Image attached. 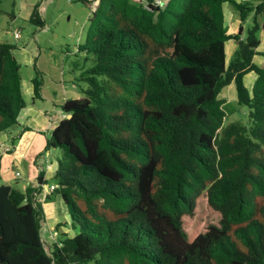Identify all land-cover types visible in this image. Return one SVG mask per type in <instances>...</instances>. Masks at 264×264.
Wrapping results in <instances>:
<instances>
[{
  "label": "trees",
  "instance_id": "trees-1",
  "mask_svg": "<svg viewBox=\"0 0 264 264\" xmlns=\"http://www.w3.org/2000/svg\"><path fill=\"white\" fill-rule=\"evenodd\" d=\"M75 1L93 3L78 47L92 62L79 76L87 87L59 106L66 116L46 139L42 153L62 150L53 188L44 195L39 165L37 185L0 183V264H264V63L254 60H264V0ZM27 20L46 26L39 2ZM16 48L0 42V135L17 129L26 104ZM33 67V98H43ZM231 83L247 123L223 124L219 93ZM52 193L74 232L57 221L49 247L39 197Z\"/></svg>",
  "mask_w": 264,
  "mask_h": 264
},
{
  "label": "rangeland",
  "instance_id": "rangeland-1",
  "mask_svg": "<svg viewBox=\"0 0 264 264\" xmlns=\"http://www.w3.org/2000/svg\"><path fill=\"white\" fill-rule=\"evenodd\" d=\"M35 3H40L41 14L46 21V26L44 28L38 29L34 25L28 22L27 16H18V6L17 0H0V42H11L17 46V51L15 56L19 59L21 56L20 52L25 56L23 62L20 61V74L22 79L25 81L34 76L33 60L37 54L36 45L42 50V53L47 51L48 55L45 57L46 61V80L51 76L52 80L54 75H63L65 73V78L69 73L73 75V81L75 82L76 95L82 94V89L87 87V83L79 79L80 73L83 68H88L92 62L91 60H86V54L79 51V45L84 44L86 31L89 27L88 17L91 14L93 3L89 5L75 1V0H33ZM140 1V0H137ZM160 1V0H156ZM243 1V0H241ZM253 5H256L261 0H246ZM167 0L162 1L165 4ZM228 11H235L234 7L228 2L225 6ZM225 11V8H224ZM14 14L15 19L12 20L11 14ZM237 14V13H236ZM252 24V18L246 19L243 24L242 38L246 36L247 28ZM230 25V24H229ZM227 30H230V26ZM14 32L19 33V38H14ZM264 33V31H263ZM257 37L261 39V45L259 46V51H264V42H262L264 34L260 35V31H257ZM236 48V43L231 40L225 43V53L226 60L229 61L233 52ZM34 48V51H30ZM15 49V50H16ZM65 53L66 55H64ZM19 54V57H18ZM31 57V58H30ZM60 57L62 60L58 63ZM21 59V57H20ZM257 63L263 64L264 60L257 55ZM59 65V67H58ZM37 66V64H36ZM254 73L250 72L244 76L243 82L246 88L250 89V79L253 77ZM232 90V94L229 91ZM227 93L229 96L227 95ZM48 94L51 96H57L53 93V87L48 90ZM219 97L225 102L223 104V109L226 111L227 116L224 118L223 124L226 125L233 121H239L242 123L248 122V109L244 105L237 103L235 89L232 85H227L223 87L219 93ZM37 103L41 104L43 101L36 100ZM53 119L55 115L52 114ZM49 137V135H48ZM23 139L16 138L14 140L15 153L13 154V160L15 163L22 164L26 163V157L29 154L26 152L27 144ZM9 142L10 139L8 138ZM1 147V144H0ZM14 152V150H13ZM46 154V153H45ZM49 155V156H48ZM45 157L49 160L48 162L53 165L57 164V159L62 157V150L60 148H51L50 153L46 154ZM36 161L41 166L45 165L43 158H37ZM49 165V163L47 164ZM46 165V166H47ZM1 166V163H0ZM47 169V168H46ZM54 170H47V173L53 172ZM13 174V169L11 165L8 170L0 169V183L9 182L13 186L18 188H23V182L26 181L21 177H10L6 180L8 176ZM47 179L49 185L53 182L52 178L48 175ZM48 186V185H47ZM46 187V186H44ZM45 209L46 215H48V221L43 223L41 227V235L46 241L49 247L52 246L54 240L57 237V230L52 223V221H61V229L68 231V233H73L74 230L71 227V216L67 212L68 207L63 202L60 201V197L56 193L50 194L49 197L44 198L43 195L39 197ZM51 204L53 205L51 209ZM208 218L213 219L214 216L207 215ZM63 236L59 232L58 238ZM75 264V263H71Z\"/></svg>",
  "mask_w": 264,
  "mask_h": 264
},
{
  "label": "crops",
  "instance_id": "crops-1",
  "mask_svg": "<svg viewBox=\"0 0 264 264\" xmlns=\"http://www.w3.org/2000/svg\"><path fill=\"white\" fill-rule=\"evenodd\" d=\"M161 2L164 0H160ZM168 1V0H167ZM241 1V0H236ZM17 6H18V16L23 15L24 17L27 16V19L29 17V14L32 10L33 5L35 2L33 0H17ZM226 3V2H225ZM225 3L223 4V14H224V25L226 27V30L230 26V30H227V33H235L238 30V27L240 25V20L238 14L232 11H228L225 6ZM166 4V3H165ZM225 8V11H224ZM12 20L15 19L14 14H11ZM263 18V14H260L257 19L261 21ZM230 24V25H229ZM264 30H260V35H263ZM231 41V40H230ZM262 42H264V37ZM261 45V39L259 42V45L257 47V50L259 46ZM233 47H231L232 50ZM17 49L15 50L16 53ZM30 51H34V48H31ZM37 54L33 60L35 62V65L37 64V68L43 73V86H42V94L43 98H33V85L31 82L32 76L30 78L26 79L25 81L21 77V90L25 99V107L23 109V113L21 114L20 118V125L17 127V129L12 130L9 133H5L0 135V169L8 170L10 165L13 169V174L11 176H8L6 180H9L10 177H21L23 178L25 182H23V188L27 185H37V174H38V168L39 165L36 161V156L38 158H43L45 165L41 164V168H43L45 171L44 177L47 178L49 175L52 176L53 172L47 173V170H55L57 164L53 165L52 163L48 162L49 160L45 157V155L50 153V150L46 151L45 153H42L44 151V146L46 143V139L48 135H50L51 131L55 128L57 123L66 116L65 113L61 111L59 106L67 99L69 98H76L80 96L79 94L76 95L75 91V84L73 83V75L71 73L68 74V76L65 78V73L63 72V75H54L52 76L54 80H52L51 76L48 77L46 80V61L45 56L48 55L47 51L45 53H42V50L39 48L38 45H36ZM259 51V50H258ZM21 54V59L19 57V62H23V59L25 56L22 54L21 51H19ZM233 52L229 51V53ZM263 52V51H259ZM66 55L65 53H63ZM49 56V55H48ZM257 57V56H256ZM256 57L254 58L255 62H257ZM260 57V56H259ZM31 58V57H30ZM262 58V57H261ZM263 59V58H262ZM62 60L60 57L58 63ZM259 64V63H258ZM59 67V65H58ZM250 73V72H248ZM246 73V74H248ZM254 73V72H253ZM245 74V75H246ZM244 75V76H245ZM256 78V75L254 73L253 77L250 79V88ZM244 79V77H243ZM233 85V83L229 84ZM227 86V85H226ZM53 87V93L57 96H51L48 94V90ZM230 94H232V90L229 91ZM227 95H229L227 93ZM232 97V95H229ZM220 98V97H219ZM36 100H41L43 103L39 104ZM52 114L55 115V118L53 119ZM22 129V132L18 139L25 138V142L27 144L26 152L28 151V155L26 157V163L22 164L20 161L18 163H15L13 160V154L15 153V146L12 141L13 136L18 134V130ZM10 139V142L8 140ZM8 149H11V152L7 153ZM14 150V152H13ZM49 156V155H48ZM49 163V165H47ZM47 165V166H46ZM47 168V169H46ZM8 182V181H7ZM9 183V182H8ZM54 183V182H51ZM45 189V187H44ZM61 201V200H60ZM53 205L51 204V209ZM47 221H48V215H46ZM54 227L56 222L52 221Z\"/></svg>",
  "mask_w": 264,
  "mask_h": 264
},
{
  "label": "built area",
  "instance_id": "built-area-1",
  "mask_svg": "<svg viewBox=\"0 0 264 264\" xmlns=\"http://www.w3.org/2000/svg\"><path fill=\"white\" fill-rule=\"evenodd\" d=\"M155 3L157 4V5H160V6H164L165 4H162V2L161 1H156L155 0ZM14 38H19V33L18 32H14ZM53 184H51V185H49V186H47L46 185V187H45V189H44V195L46 194V193H48L52 188H53Z\"/></svg>",
  "mask_w": 264,
  "mask_h": 264
},
{
  "label": "water",
  "instance_id": "water-1",
  "mask_svg": "<svg viewBox=\"0 0 264 264\" xmlns=\"http://www.w3.org/2000/svg\"><path fill=\"white\" fill-rule=\"evenodd\" d=\"M70 115H67V117H69Z\"/></svg>",
  "mask_w": 264,
  "mask_h": 264
},
{
  "label": "clouds",
  "instance_id": "clouds-1",
  "mask_svg": "<svg viewBox=\"0 0 264 264\" xmlns=\"http://www.w3.org/2000/svg\"><path fill=\"white\" fill-rule=\"evenodd\" d=\"M46 186V185H45Z\"/></svg>",
  "mask_w": 264,
  "mask_h": 264
}]
</instances>
